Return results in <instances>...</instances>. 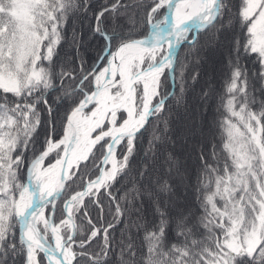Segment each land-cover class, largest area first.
<instances>
[{"label": "snow or ice", "instance_id": "obj_1", "mask_svg": "<svg viewBox=\"0 0 264 264\" xmlns=\"http://www.w3.org/2000/svg\"><path fill=\"white\" fill-rule=\"evenodd\" d=\"M0 264H264V0H0Z\"/></svg>", "mask_w": 264, "mask_h": 264}, {"label": "trees", "instance_id": "obj_2", "mask_svg": "<svg viewBox=\"0 0 264 264\" xmlns=\"http://www.w3.org/2000/svg\"><path fill=\"white\" fill-rule=\"evenodd\" d=\"M133 2H135V0H133ZM143 2L145 3V4H147V3H150V0H143ZM77 24H78V22H77ZM85 27H87V21L85 22ZM188 51V49L185 47L182 51H181V57L183 58V56H184V54L186 53ZM37 147H39V145H37ZM83 163V162H82ZM89 174H91V173H89Z\"/></svg>", "mask_w": 264, "mask_h": 264}]
</instances>
